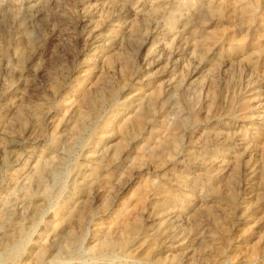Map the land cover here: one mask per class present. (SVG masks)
<instances>
[{"label": "rangeland", "instance_id": "1", "mask_svg": "<svg viewBox=\"0 0 264 264\" xmlns=\"http://www.w3.org/2000/svg\"><path fill=\"white\" fill-rule=\"evenodd\" d=\"M0 264H264V0H0Z\"/></svg>", "mask_w": 264, "mask_h": 264}, {"label": "bare ground", "instance_id": "2", "mask_svg": "<svg viewBox=\"0 0 264 264\" xmlns=\"http://www.w3.org/2000/svg\"><path fill=\"white\" fill-rule=\"evenodd\" d=\"M40 172H41V170H40Z\"/></svg>", "mask_w": 264, "mask_h": 264}]
</instances>
